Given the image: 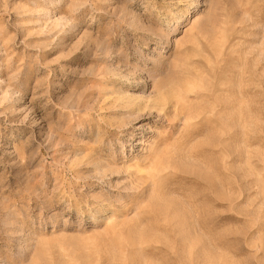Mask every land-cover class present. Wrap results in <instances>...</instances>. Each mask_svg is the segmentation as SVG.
I'll return each mask as SVG.
<instances>
[{"label":"rangeland","instance_id":"374dc122","mask_svg":"<svg viewBox=\"0 0 264 264\" xmlns=\"http://www.w3.org/2000/svg\"><path fill=\"white\" fill-rule=\"evenodd\" d=\"M0 264H264V0H0Z\"/></svg>","mask_w":264,"mask_h":264}]
</instances>
